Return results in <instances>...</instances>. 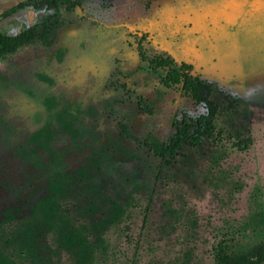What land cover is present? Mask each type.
I'll return each mask as SVG.
<instances>
[{"label":"rangeland","instance_id":"rangeland-1","mask_svg":"<svg viewBox=\"0 0 264 264\" xmlns=\"http://www.w3.org/2000/svg\"><path fill=\"white\" fill-rule=\"evenodd\" d=\"M148 1L61 6L52 45L0 59V264H213L224 233L264 241V0ZM20 2L1 31L51 12L0 10ZM143 34L147 55L189 62L241 102L226 126L251 133L248 151L206 142L166 167L126 138L120 125L168 141L202 111L139 58Z\"/></svg>","mask_w":264,"mask_h":264},{"label":"trees","instance_id":"trees-1","mask_svg":"<svg viewBox=\"0 0 264 264\" xmlns=\"http://www.w3.org/2000/svg\"><path fill=\"white\" fill-rule=\"evenodd\" d=\"M84 1L40 0V6L51 11L42 20L28 27L22 26L20 31L15 34L0 30V59L35 42H40L45 46L52 45L63 24L60 7L64 6L67 11H72L82 8ZM112 1L101 0L104 6H110ZM146 2V7H148L149 1L146 0ZM28 5L20 2L1 10L3 19ZM33 6L35 9L38 8L36 4ZM145 37L146 35L143 34L141 40L138 41L139 58L147 62L149 69L159 77L164 87H177L183 96L191 98L195 104L201 107L202 111L194 117L183 113L179 120L174 121V133L168 141H161L154 135L141 139L123 124L119 128L126 138L144 145L166 167L175 165L183 157L182 150L186 147L197 148L206 142L212 143L211 145L216 148L225 147L224 145L229 142L230 146L238 152L248 151L254 142L251 133L245 132L239 127L229 130L226 126L227 118L235 114V111L241 106V102L222 90L217 84L203 79L195 72L193 64L183 60L178 62L170 56L147 55L142 45ZM137 101L143 110L152 113L150 104L144 102L140 97ZM222 152H226V150L222 149ZM234 242L235 238L228 233L221 236L213 249V264H264V241L248 248H243Z\"/></svg>","mask_w":264,"mask_h":264},{"label":"flooded vegetation","instance_id":"flooded-vegetation-1","mask_svg":"<svg viewBox=\"0 0 264 264\" xmlns=\"http://www.w3.org/2000/svg\"><path fill=\"white\" fill-rule=\"evenodd\" d=\"M1 10H2V9H1ZM1 10H0V11H1ZM3 17H4L3 14H1V15H0V22H1L2 20L6 19V18L3 19ZM8 18H9V17H8Z\"/></svg>","mask_w":264,"mask_h":264},{"label":"water","instance_id":"water-1","mask_svg":"<svg viewBox=\"0 0 264 264\" xmlns=\"http://www.w3.org/2000/svg\"><path fill=\"white\" fill-rule=\"evenodd\" d=\"M0 14H1V11H0Z\"/></svg>","mask_w":264,"mask_h":264}]
</instances>
